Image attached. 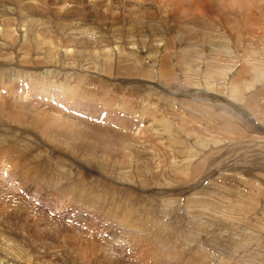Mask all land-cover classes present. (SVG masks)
Returning a JSON list of instances; mask_svg holds the SVG:
<instances>
[{"label": "rangeland", "instance_id": "1", "mask_svg": "<svg viewBox=\"0 0 264 264\" xmlns=\"http://www.w3.org/2000/svg\"><path fill=\"white\" fill-rule=\"evenodd\" d=\"M263 106L264 0H0V264H264Z\"/></svg>", "mask_w": 264, "mask_h": 264}, {"label": "bare ground", "instance_id": "2", "mask_svg": "<svg viewBox=\"0 0 264 264\" xmlns=\"http://www.w3.org/2000/svg\"><path fill=\"white\" fill-rule=\"evenodd\" d=\"M170 4H171V3H170ZM190 7H191V6H190ZM212 7H213V6H212ZM213 10H214V9H213ZM214 11H215V10H214ZM183 13H184V12H183ZM241 13H242V12H241ZM191 18H192V17H191ZM165 63H166V62H165ZM162 66L164 67V61L162 62ZM161 68H162V67H161ZM163 78H164V77H163ZM209 90H210V89H209ZM230 92H231V89H230ZM234 92H235V91H234ZM234 94H235V93H234ZM228 95H229V94H228ZM233 96H234V95H233ZM233 96H232V97H233ZM234 97H235V96H234ZM253 103H255L254 105L258 107V103H257V101H256V102H253ZM249 104H250V103H249ZM262 108H264V106H263ZM33 109H34V108H33ZM259 109H260V108H259ZM8 110H9V109H8ZM254 110H255V112L257 111V109H254ZM259 111H262V109H260ZM260 113H261V112H260ZM260 113H259V114H260ZM46 114H47V113H46ZM48 114H49V112H48ZM50 115H52V114H50ZM50 115H49V116H50ZM10 116H11V115H10ZM42 116H43V115H42ZM17 117H18V116H17ZM45 117H46V116H45ZM55 117H56V116H55ZM52 118H53V117H51V120H52ZM235 118H236V117H235ZM16 120H17V119H16ZM24 120H25V119H24ZM263 120H264V119H263ZM56 122H57V121H56V118H55V119H54V122H51V124H52V123L54 124V123H56ZM47 123L49 124V122H47ZM53 124H52V125H53ZM73 124H74V123H73ZM54 125H55V124H54ZM41 126H43V125L41 124ZM45 126H46V124L44 125V127H45ZM50 126H51V125H50ZM50 126H49V127H50ZM57 126H59V125L57 124ZM57 126H56V127H57ZM52 127H53V126H52ZM62 127H63V126H62ZM62 127H61V128H62ZM64 127H65V126H64ZM64 127H63V128H64ZM233 127H234V126H233ZM245 127H246V126H245ZM39 128H40V126H39ZM41 129L43 130L42 127H41ZM45 130H46V129H45ZM67 130H68V129H67ZM238 130H239V129H238ZM245 130H246V129H245ZM42 132H47V131H42ZM258 134H259V133H258ZM59 136H60V135H59ZM247 140H248V139H247ZM66 141H67V140H66ZM262 145H263V144H262ZM262 145H261V146H262ZM261 146H260V147H261ZM263 146H264V145H263ZM237 149H238V148H237ZM237 149H235L233 152H235V154L237 155V158H240V156H239L240 153L238 152ZM251 150H252V149H251ZM238 153H239V154H238ZM253 154H254V153H253ZM242 155H243V154H242ZM262 156H263V155H262ZM241 159H243V163H245V164L247 165V167H249V165H248L249 162H248L246 159H244V156H243ZM258 159H259V157H258ZM252 160H253V159H252ZM263 160H264V159H263ZM236 161H237V160H236ZM258 161H260V160H258ZM262 162H263V161H262ZM245 164H244V165H245ZM251 164H252V163H251ZM263 164H264V163H263ZM28 165H29V164H28ZM236 166H237V165H234V167H236ZM241 166H243V165H241ZM260 167H262V166H260ZM263 167H264V166H263ZM250 168H255V167H250ZM258 168H259V167H258ZM258 168H257V169H258ZM230 169H231V168H230ZM255 169H256V168H255ZM249 171H250V169L245 171V173H247L246 175H247L248 178H247L244 182H242V183H245L244 186L248 187L249 190H251V189H254V190H256V189H257V190H260L261 188L255 186V185H254L255 183L252 184V183H251V182H252L251 180H252L254 177H255V179L259 178L261 173H260V174H259L258 172L251 173V172H249ZM194 173H195V172H194ZM255 179H253V180H255ZM238 181H239V180H238ZM83 182H84V181H83ZM259 183H260V182H259ZM260 187H261V186H260ZM239 188H240V187H239ZM243 189H244V188H243ZM257 190H256V191H257ZM251 191H252V190H251ZM239 192H240V191H239ZM253 192H254V191H253ZM257 193H258V191H257ZM257 193H256V194H257ZM256 194H255V195H256ZM253 195H254V194H253ZM245 196H246V199H247V198H249L251 195H250V193H246ZM256 198H257V196L254 197V200H253V201H251V202H249V203H247V202L245 203L246 206H247V209H248V210H252V209H253V205L255 204ZM248 200H249V199H248ZM246 201H247V200H246ZM256 202H257V201H256ZM246 206H245V207H246ZM263 206H264V205H263ZM263 206H262V210L264 211V207H263Z\"/></svg>", "mask_w": 264, "mask_h": 264}]
</instances>
